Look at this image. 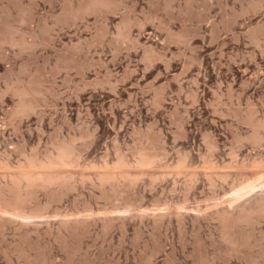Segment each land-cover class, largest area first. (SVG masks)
Returning <instances> with one entry per match:
<instances>
[{
  "label": "rangeland",
  "instance_id": "1",
  "mask_svg": "<svg viewBox=\"0 0 264 264\" xmlns=\"http://www.w3.org/2000/svg\"><path fill=\"white\" fill-rule=\"evenodd\" d=\"M92 1L0 0V264H264V0Z\"/></svg>",
  "mask_w": 264,
  "mask_h": 264
},
{
  "label": "bare ground",
  "instance_id": "2",
  "mask_svg": "<svg viewBox=\"0 0 264 264\" xmlns=\"http://www.w3.org/2000/svg\"><path fill=\"white\" fill-rule=\"evenodd\" d=\"M102 6H105V7L108 6L106 0H93L88 5H86V7H81V9H79V10L80 11H87L89 9L99 8ZM256 7H259V6L256 5ZM257 31L262 32L261 34L263 35V40H264V26L259 27ZM260 40L261 39L256 38L255 42L258 43ZM17 94H18L20 100H22L23 97L27 93L17 92ZM30 110H31V106L29 103L24 102V101H20L18 104V109H17L16 113H26ZM247 122H250L252 124V127H253L251 139L254 142L261 140L260 135L255 130L263 127L264 122L260 121V122H257L255 124V122H253V120L250 118H247ZM71 153H72V151H69L68 149H65L62 147L57 151L56 158L63 159L65 157H67L68 155H71ZM34 162H36V161H34ZM39 164L40 163L38 162L37 165H35V164L30 165L28 170L21 172L22 179L25 181L26 187L30 188L34 183L41 181V178H40L41 171L46 169V168L51 167V165L53 164V160L47 158L45 163L43 162V163H41V165H39ZM37 168H39V170H37L39 173H37L35 176H31L32 171H34L33 169H37ZM262 184L263 183L261 181H259V182H254V183H251L249 185L243 186V187L235 190L231 194V196L229 197V199L227 201L228 206H226V209H224V211L221 215L222 239L225 242L236 245V247L241 245L244 242V240L232 238V236H231L232 228L237 226V225H240L242 223H247V217H245L244 215H239L238 217H235V218L230 217L229 211L231 208H233V205L231 204V202L242 199L243 197H245L249 193L253 192L256 188L261 187ZM26 201H27V195H23L22 193L17 191L16 193H14L13 198L11 200H8L7 202L4 203L3 206L0 207V218L1 219L8 218V219H12V220L13 219L19 220L21 222V224L23 222H28L30 219L35 217V215L32 213L26 214L20 208V206Z\"/></svg>",
  "mask_w": 264,
  "mask_h": 264
}]
</instances>
